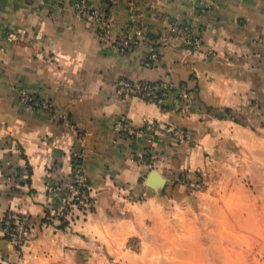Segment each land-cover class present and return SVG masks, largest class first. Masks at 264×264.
I'll use <instances>...</instances> for the list:
<instances>
[{
	"label": "crops",
	"instance_id": "obj_1",
	"mask_svg": "<svg viewBox=\"0 0 264 264\" xmlns=\"http://www.w3.org/2000/svg\"><path fill=\"white\" fill-rule=\"evenodd\" d=\"M185 25L200 48L185 45ZM121 78L172 91L162 106L120 98ZM117 120L158 130L132 138ZM75 152L94 207L63 223ZM226 154L264 167V0H0V264H97L101 247L114 257L188 193L184 175L193 181L217 158L228 167ZM152 170L160 179L148 186ZM11 212L34 224L20 249L4 230Z\"/></svg>",
	"mask_w": 264,
	"mask_h": 264
},
{
	"label": "rangeland",
	"instance_id": "obj_2",
	"mask_svg": "<svg viewBox=\"0 0 264 264\" xmlns=\"http://www.w3.org/2000/svg\"><path fill=\"white\" fill-rule=\"evenodd\" d=\"M222 160L230 166L217 158L193 181L181 179L189 191L178 204H165L116 256L101 247L97 264H264V167Z\"/></svg>",
	"mask_w": 264,
	"mask_h": 264
},
{
	"label": "built area",
	"instance_id": "obj_3",
	"mask_svg": "<svg viewBox=\"0 0 264 264\" xmlns=\"http://www.w3.org/2000/svg\"><path fill=\"white\" fill-rule=\"evenodd\" d=\"M75 8L81 16L92 17L101 34L104 35L108 33V23L97 11H90L82 2L76 3ZM177 32L182 35L187 47L197 49L202 46L203 40L201 33L195 31L192 27L187 25L181 26L178 28ZM122 47L123 49L129 47V42L122 44ZM208 53L212 56L214 55V52ZM158 60V54L153 52L143 64L147 67H152ZM116 90L120 98L136 97L162 106L172 91V85L165 81L153 82L145 80L132 82L126 78H121L117 82ZM23 102L31 107L43 105L42 102H39L37 99L27 94L23 96ZM115 128L124 136L132 138L146 137L149 141H153L158 130V125L154 122H146L142 127H133L124 120H117ZM172 134L180 141H184L188 138V133L181 128L172 129ZM82 160L83 155L75 152L73 155L72 180L67 188V197L64 207L59 214L60 217H69L73 215L74 211L78 212L80 216H85L89 214L94 207V201L90 196V185L83 170ZM4 230L9 240L20 249L33 233L34 224L28 217L11 212L7 214L4 220Z\"/></svg>",
	"mask_w": 264,
	"mask_h": 264
},
{
	"label": "water",
	"instance_id": "obj_4",
	"mask_svg": "<svg viewBox=\"0 0 264 264\" xmlns=\"http://www.w3.org/2000/svg\"><path fill=\"white\" fill-rule=\"evenodd\" d=\"M159 177H160L159 173L156 170H152L151 174L148 177L147 185L153 186L152 184L155 181H159V179H160Z\"/></svg>",
	"mask_w": 264,
	"mask_h": 264
},
{
	"label": "trees",
	"instance_id": "obj_5",
	"mask_svg": "<svg viewBox=\"0 0 264 264\" xmlns=\"http://www.w3.org/2000/svg\"><path fill=\"white\" fill-rule=\"evenodd\" d=\"M186 177H187V176H186V175H184V176L181 178L182 180H184L183 182H185V181H186ZM63 223H65V222H63ZM7 238L9 239V237H7Z\"/></svg>",
	"mask_w": 264,
	"mask_h": 264
}]
</instances>
